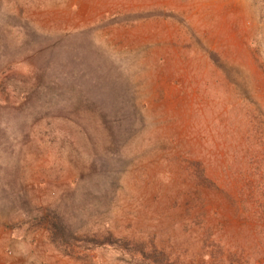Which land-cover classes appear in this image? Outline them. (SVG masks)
<instances>
[{
  "label": "rangeland",
  "instance_id": "obj_1",
  "mask_svg": "<svg viewBox=\"0 0 264 264\" xmlns=\"http://www.w3.org/2000/svg\"><path fill=\"white\" fill-rule=\"evenodd\" d=\"M0 264H264V0H0Z\"/></svg>",
  "mask_w": 264,
  "mask_h": 264
}]
</instances>
